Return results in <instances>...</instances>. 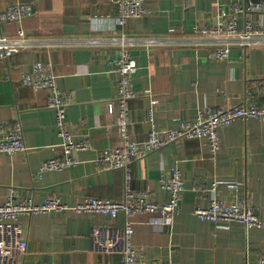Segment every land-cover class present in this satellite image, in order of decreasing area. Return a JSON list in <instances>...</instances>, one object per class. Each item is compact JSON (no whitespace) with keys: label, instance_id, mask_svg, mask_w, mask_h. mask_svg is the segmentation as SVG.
<instances>
[{"label":"crops","instance_id":"0c3cea01","mask_svg":"<svg viewBox=\"0 0 264 264\" xmlns=\"http://www.w3.org/2000/svg\"><path fill=\"white\" fill-rule=\"evenodd\" d=\"M250 0H146L148 13L116 24L113 0H0V12L13 2L27 5L32 15L2 23L0 35L22 30L32 46L0 62V121H19L26 150L0 152V204L10 189L45 202L57 196L70 208L39 213L21 220L28 232L27 264H121L119 251L92 248L94 227H123L126 216L77 212L72 207L86 197L121 201L125 196L123 169H106L104 148L122 144L118 116L116 60L119 45L112 38L136 40L131 47L138 70L132 80L136 96L130 101L128 130L138 141L150 132L173 128L180 120L195 118L201 107L239 104L257 86L264 107V39L248 47L233 45L226 61L210 58L215 44L205 40L183 44L195 28L218 24L236 16V8ZM242 26L247 17L238 13ZM154 40L150 42V40ZM43 61L57 75V87L70 96L67 125L75 140L88 138L90 148L76 153L79 163L39 175L44 161L63 155L56 111L50 91L20 81L23 72ZM152 111V115H151ZM221 148L213 155L204 138L173 141L134 162L132 187L148 191L159 203L171 192L161 184L162 174L181 170L184 192L181 210L156 228L154 214H134V242L150 261L169 264H253L264 252V229L244 224L213 223L194 210L205 208L210 197L199 191L215 181H240V197L260 208L264 219V121L239 119L223 127ZM229 200L235 192L221 186Z\"/></svg>","mask_w":264,"mask_h":264},{"label":"built area","instance_id":"2783aa9c","mask_svg":"<svg viewBox=\"0 0 264 264\" xmlns=\"http://www.w3.org/2000/svg\"><path fill=\"white\" fill-rule=\"evenodd\" d=\"M116 6V24L125 27L130 19L144 17L148 13L146 0H113ZM236 16L218 24L197 26L192 38L182 41L183 44H198L211 40L214 47L210 58L226 61L230 57L233 45L243 47L264 39V0H250L244 7H237ZM245 12L247 17L242 26L238 22V13ZM32 15L29 7L23 3L13 2L0 12L2 23L22 21ZM122 32L121 38H112L119 45V57L116 60L117 94L114 102L117 105L118 116L116 127L122 139V144L116 147L104 148L101 151V162L106 169H123L126 176L124 199L115 201L95 197H86L72 208L77 212H92L107 214L116 220L120 214L126 216L123 227L112 225L97 226L92 231V248L101 251H119L122 253L121 264H169L163 261H150L144 257L134 242L136 234L135 222L131 219L134 214H154L159 219L149 223L156 228L170 222L172 216L181 210V200L184 192V179L181 170L173 169L172 175L162 174L161 184L171 192V198L165 203L157 202L145 190L132 187V166L137 160L150 152L160 149L173 142L187 139L204 138L215 155L221 148L223 127L234 121L255 118L264 121V107L258 101V89L254 85L242 102L234 106L201 107L195 118L180 120L173 128H154L145 141H138L128 130L130 117V101L136 96L132 88V80L139 66L132 57L131 47L136 40L127 38ZM154 40H150L152 42ZM26 33L19 30L15 34L0 35V62L7 60L15 53L32 46ZM58 75L49 70L43 61H37L30 70L23 72L20 81L23 85L50 91V107L56 111V123L62 138L63 155L52 157L43 162L39 175L50 170H62L79 163L76 153L90 148L88 138L75 140L67 125V107L71 103L70 96L58 89ZM152 115V111H151ZM24 131L21 123L0 121V152L15 154L26 150ZM221 186L235 192L231 199H222L219 195ZM240 181L220 183L215 181L209 187L199 188L208 194L210 203L207 207H198L194 213L203 220L213 223H242L248 229L259 227L264 229V219L260 208L250 203L246 198L237 195L241 188ZM70 208L60 197L53 196L39 203L32 196H22L15 189H10L6 201L0 204V264H27L25 257L28 253V232L22 222L24 216L39 213L62 212ZM35 264H50L38 262ZM253 264H264V252L260 253Z\"/></svg>","mask_w":264,"mask_h":264}]
</instances>
